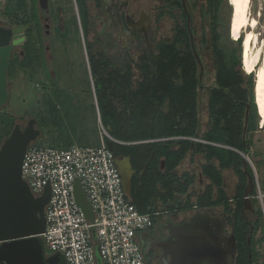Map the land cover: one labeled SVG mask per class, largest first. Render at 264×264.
<instances>
[{"label": "trees", "instance_id": "trees-1", "mask_svg": "<svg viewBox=\"0 0 264 264\" xmlns=\"http://www.w3.org/2000/svg\"><path fill=\"white\" fill-rule=\"evenodd\" d=\"M70 1L73 5V0ZM74 1L77 6V13L75 12V15H72L70 7L67 5L66 13L71 18H74L76 28L81 30V32L76 30L78 34L83 35L80 45L82 49L85 48L88 62V65L82 64L86 67V70H83V73L86 74L84 82L88 83L87 92L97 97V104H92V108L95 112L97 109L99 110L103 125L105 127L110 126L114 130L117 129L118 132H113V136L128 141L185 136L201 138L205 141L228 146L229 148L225 149L196 143V146L192 147L193 142L182 141L183 147L180 152H173L169 148L165 152H159V156L156 159L165 157L173 166L188 157H190L191 161L196 158L203 159V161L201 159L202 163H204L202 172L210 182V187L205 195L198 198L194 204L202 209L209 207L221 208L230 230L233 231V235L236 238L235 264H256L260 257L258 252L259 242L256 240V235L260 229L264 228L263 212L255 200L256 187L251 197L253 210L246 208L244 193L248 186V175L254 178V173L252 167L246 164L244 157L238 153L241 152L249 158L251 155L252 157L256 156V153L253 152L255 146L253 134L259 129V114L255 103V82L252 73L245 74L242 70L243 37L239 38L238 41H231L229 45L220 32L221 19L218 10L222 0H215L216 13L210 27L209 37L205 35L206 37L200 39L197 47L195 46V41L191 42L186 28L179 26L174 38L168 39L157 46L156 54L151 56L147 54L135 56L124 54L122 55L124 59L119 65L115 63V60L110 55L93 52L94 43L91 42L89 37L92 29L87 2L86 0ZM43 11L46 10L43 9ZM62 11L65 13L64 9ZM72 12H74V8ZM2 13L9 19L12 26L27 25L29 27L27 41L22 46L24 54L13 53L10 63L9 81L16 75L17 71H22L28 75L30 82H47L43 85L42 102L44 110L42 117L39 115L42 119H36L37 127L41 131L42 139L40 138V140H45L44 144L36 143L34 145L67 149L74 144L69 139L70 141L66 145H62L64 141L62 134L67 132L65 124V117L69 115L67 106L73 107L75 110H81L86 102L66 99L65 89L59 87V81L52 80L46 68L42 47H38V41L34 39V32L39 34L41 29L38 0H8ZM32 22L35 24L31 25L30 23ZM39 25L40 27H38ZM69 33L70 31L60 33L62 35L63 49L67 48L64 44H67V46L69 44L65 42V39L69 37ZM82 42H84V45ZM194 46L201 63L198 62L195 56ZM72 71V82H79V71ZM63 82H66V80H63ZM113 82H124L127 84L134 82V84L139 85L134 93L129 94L131 99L126 102L131 106L130 109L133 116L131 121H134V129L132 130L120 131L117 127L122 124L131 126V121H128V118H124V115L118 112L113 99H110L113 95ZM164 82L184 83L185 95L186 98H189V101L185 102L186 105L191 101L192 95H197L195 90L205 86L207 90L204 94L205 96H203L207 101L205 111H209L211 115H216L220 118L221 125H218L213 131L202 137L191 131L189 127L199 125L197 118L199 109L197 106L195 107V102H190L189 104L192 108L188 109L185 105L182 115L183 122L181 126L185 125L186 129L173 128L170 133L161 132L159 128L173 122L175 123L177 120L175 115L169 118L168 124H165L163 119V100L160 90ZM145 85L151 87L150 94L140 91L141 86L144 87ZM247 105L250 107V112L247 133L245 134ZM223 118H225V124L222 122ZM39 122H42L43 126ZM15 125V117L5 113L0 115V146L9 137ZM171 126L173 127L174 124ZM111 151L115 157L122 154L115 147ZM143 151L146 154L145 160H147L150 155L149 151H152V149L147 146L143 148ZM245 164L247 171H245ZM260 164L256 162L255 165L258 167ZM157 167L158 162L156 164L153 163L150 169ZM228 169L232 170L238 178L237 193L233 196H228L224 187L223 172ZM189 176L192 183L194 177ZM131 204L142 214L153 213L136 201H131ZM245 209L247 210L246 214L244 213ZM247 216L248 219H246ZM251 226H253L252 235H250ZM250 236L251 240L248 241ZM44 249L47 256L55 255L51 252L48 253L45 246ZM0 264L5 263L0 259Z\"/></svg>", "mask_w": 264, "mask_h": 264}, {"label": "flooded vegetation", "instance_id": "flooded-vegetation-1", "mask_svg": "<svg viewBox=\"0 0 264 264\" xmlns=\"http://www.w3.org/2000/svg\"><path fill=\"white\" fill-rule=\"evenodd\" d=\"M56 1L58 4H56L55 0H49V9L43 11L38 0V6L40 8V22L43 28L42 34L50 36L51 41H55V51L58 48L63 52L65 50L62 49V39L58 36V34L65 33L64 29H66V32L71 30V27L73 26V23L71 24L66 22L65 16L71 19V22L72 20L74 22V18H71V16L66 13L68 9L66 3L61 5L58 0ZM64 2L66 1L64 0ZM86 2L92 29L89 37L91 42L94 43L93 52L95 51L99 54L106 53L110 55V57L115 60L117 65H119L124 59V56H122L124 54L132 56L139 54H147L151 56L156 54L157 46L168 39L174 38L177 33V27L179 26L186 28L191 38V42L195 41L194 43H196L195 46L197 47V43L200 39L206 36L209 37L210 27L216 13L215 0H86ZM223 2L224 0L221 1L218 10L219 16ZM62 9L65 10V13ZM168 21L171 23V29L169 32L165 29ZM19 27H26L24 32L25 42L22 44L23 46L28 38L27 31L29 27L27 25H20ZM37 43L38 47L45 49V64L48 65L47 69L52 77V80H57L59 82L66 80V82H72V70L78 71V68L76 67L77 64H79L78 62L81 61L76 59L71 63L68 58L66 62L68 67L64 70V72H61L58 65H55V68L51 71L49 69V58L52 63L55 60L56 52H53L51 49L50 41L46 45L43 40L38 41ZM68 45H70V43ZM75 45L80 47V51L82 50L78 43L75 42ZM195 46L194 50L196 52L197 50ZM70 47L71 46H69V48ZM70 51L72 50L70 49ZM67 52L68 51L66 50V53ZM20 54H24L23 50ZM87 63L86 59V64ZM85 80L86 74H79V82H84ZM183 84V82H164L162 84L160 93H162V115L164 117L163 119L165 120V124H168L169 118L174 115L177 119L175 123L173 122L159 128V130L163 133H170L173 128L186 129V126H181V124L183 122L182 115L183 109L186 105L185 102L189 101V98H186ZM70 86V90L69 87L65 88L66 97L68 96L70 98L69 101H88L83 105V109L90 106L94 117L96 116L101 120L99 110L97 109L95 112L92 108V104H97L96 95H90L84 88L78 89L74 88L72 85ZM138 86L139 85L134 84V82H131L130 84L124 82L112 83L113 95L110 99H113L118 112L121 113V115H124V118H128V121H131L133 116L130 109L131 106L126 102L131 99L129 94L134 93ZM150 88V86L146 85L144 87L141 86L140 91L150 94ZM195 92L197 95H192L190 102H195V107L197 106L199 109V114L197 116L199 125H192L189 129L202 137L213 131L218 125L220 126L221 122L219 121L220 118L216 115H211L209 111H205L207 106L206 98L203 97L205 96V92H207L205 86L200 87V89H196ZM85 95L86 97H84ZM90 100H92V102H90ZM189 103L186 106L188 109H191L192 107ZM224 120L225 118H223L222 122L225 124ZM172 124H174L173 127L171 126ZM117 127L120 131H124L126 129L132 130L134 129V121H131V126L122 124ZM105 128L113 138V141L107 140V144L112 143V149L115 147L116 150H120L122 152V154L116 158L130 160V168H128L126 172L131 180V191L128 200L130 203L131 201H136L145 209L153 211V213L158 212L160 214L158 217L153 219L152 227L150 229L146 232L138 234L137 236L139 247L144 255V264H159V261H162L160 256L162 254V249L158 246L167 238L166 231L162 228V226L167 225V223L162 224V220H169L172 224H182L190 221L199 214L212 211L214 212L215 217H224L226 220L221 208L209 207L207 209H202L194 204L198 198L205 195L206 191L210 187V182L202 172V165L204 164L202 163V158H196L194 161H191L190 157H188L173 166L167 158L162 157L156 159V157L159 156V152H165V150L169 148L173 152H180L183 147L182 141L191 140V142H193L191 145L192 147L196 146V143L225 149H228V146L220 143L205 141L201 138L185 136L128 141L118 139L113 136V132H118L117 129L114 130L110 126ZM143 146H148L152 149V151H149L150 155L147 160H145L146 154L143 151ZM238 153L243 156L241 152ZM155 161L158 162V167L150 169L153 163H157ZM245 171H247L246 167ZM231 174L234 175L236 180L232 185V189L227 181L228 175L230 176ZM189 175L194 177V181L192 183ZM223 178L227 195H236V186L238 183L236 175L232 172V170L228 169L223 172ZM176 198L183 199V203L181 205H177V207L182 208L187 206V210L185 212H181L177 210L179 208H175L171 205ZM191 204L193 205L191 206ZM244 213H247L246 209ZM246 219H248V216ZM232 235L233 231L230 230L226 220L224 236L222 239L223 241L221 240L223 246H228V241H226V239ZM236 252L237 248L234 256L228 255V264L236 263Z\"/></svg>", "mask_w": 264, "mask_h": 264}, {"label": "built area", "instance_id": "built-area-1", "mask_svg": "<svg viewBox=\"0 0 264 264\" xmlns=\"http://www.w3.org/2000/svg\"><path fill=\"white\" fill-rule=\"evenodd\" d=\"M98 147L73 145L67 149L35 146L23 159L22 178L35 197L47 186V227L40 236L45 248L62 255L67 264H144L137 236L152 227L160 214H142L124 192L116 157L108 148L113 138L99 119ZM254 169L249 157L243 155ZM255 171V169H254ZM79 180L95 214L85 216L75 197Z\"/></svg>", "mask_w": 264, "mask_h": 264}, {"label": "water", "instance_id": "water-1", "mask_svg": "<svg viewBox=\"0 0 264 264\" xmlns=\"http://www.w3.org/2000/svg\"><path fill=\"white\" fill-rule=\"evenodd\" d=\"M39 4L42 9H49V0H39ZM25 30L26 27L0 26V113L11 99L10 63L15 48L25 42ZM195 56L201 63L196 52ZM249 112L250 107L247 105L245 134ZM40 137L41 131L37 128V121L31 119L24 129L19 124L15 125L0 147V259L5 264H67L62 255L47 256L43 240L40 238L47 227L46 208L51 199V187L47 186L40 197H35L22 178L24 156ZM108 148L112 150V143H108ZM244 159L246 164L251 166L245 157ZM116 165L122 177L124 192L129 198L131 180L126 172L130 168V160L116 158ZM253 173L254 178L248 175L249 181L245 191L246 208L251 211V197L255 187L257 188L254 169ZM75 197L87 219L94 223V211L79 180L76 181ZM161 222L167 223L162 226L167 238L158 246L162 249V261H159V264H228V255L235 254V236L227 238L228 246H223L226 220L224 217H215L213 211L199 214L182 224H172L169 220ZM215 231L216 235L213 234ZM252 233L253 226L250 235ZM250 240L251 236L248 238V241ZM98 264H102L100 260Z\"/></svg>", "mask_w": 264, "mask_h": 264}, {"label": "rangeland", "instance_id": "rangeland-1", "mask_svg": "<svg viewBox=\"0 0 264 264\" xmlns=\"http://www.w3.org/2000/svg\"><path fill=\"white\" fill-rule=\"evenodd\" d=\"M8 0H0V26L7 27V28H17V26H12L11 22L7 17L3 15V11L5 10V5ZM61 5H66L70 7V13L72 15H75V12L77 13V7L75 4L72 5L70 0H58ZM56 4L58 2L55 0ZM74 2V0H73ZM74 8V12H72V9ZM251 15L253 18H255L258 22V25L255 29V33L258 35L261 43H264V0H252L251 1V9H250ZM232 13L233 9L230 5L229 0H224L222 7H221V27L220 32L223 35V39L230 45L231 41H238L232 38L230 34V25H231V19H232ZM66 22L73 23V26L71 27L69 37L65 39V42L70 43V45L67 46V44H64L67 48L61 51L60 49H54L55 47V41H51V37L47 36L46 34L43 35V28L42 25L40 27V33L35 34L34 32V39L36 41H45V45L51 42V49L53 52H56L55 60L51 63L49 58V69L52 71L53 68H55V65H58L61 69V72H64V70L68 67L67 65V59L69 58L70 62L72 63L73 60H78L81 62H78L77 64L79 74L83 75V66L82 64H86V54L85 50L83 48L82 51H80V47L75 45V42L80 45L81 39L83 40V35L78 34V31L80 30L76 28V24L71 22V19H69L67 16H65ZM39 21V20H38ZM40 22V21H39ZM31 25H34L35 23H30ZM19 27V26H18ZM167 29V32L171 29V23L168 21L167 26L165 27ZM46 31V29H45ZM65 33L66 29H64ZM81 32V30H80ZM46 33V32H45ZM58 36L61 38V34L59 33ZM62 39V38H61ZM243 40V39H242ZM64 42V41H63ZM84 45V42H82ZM69 46H71L69 48ZM75 46V47H74ZM81 46V45H80ZM63 49V48H62ZM70 49L72 51H70ZM82 49V47H81ZM243 49V44H242ZM66 50L68 51L66 53ZM22 51V45H19L15 48L16 53H20ZM42 55L45 56V49L42 48ZM70 63V64H71ZM46 65V68H48V65ZM53 66V67H52ZM245 74H248L244 69H242ZM255 80V73H252ZM47 82H30L28 75L26 73H23L22 71H17L16 75L13 76L12 79L9 81V91L11 93V99L7 103V105L2 109V112L0 114H9L16 118V125L19 124L22 129H24L27 126V123L31 119H37L40 120L43 115V102H42V96H43V88ZM57 83V82H56ZM59 87L67 88L69 87V90L71 88L70 85L74 86V88L78 89H86L88 90V83L87 82H58ZM86 97V95L84 96ZM66 99L70 100V98L67 96ZM85 99V98H83ZM77 102V101H76ZM75 102V103H76ZM82 102H88L86 100H83ZM92 102V100H90ZM88 105V104H87ZM69 115H66L65 124L67 126V132L65 134H62L63 137V143L62 145H66L71 139L73 143H76L77 145H86L91 147H96L98 145L97 140V131L96 128H94V114L90 106L87 108H84L82 110H75L73 107L67 106ZM258 108V107H257ZM259 114V113H258ZM40 115V117H39ZM36 120V121H37ZM41 126H43L42 122H39ZM260 123V122H259ZM38 128V127H37ZM43 128V127H42ZM47 129V128H46ZM45 130V129H44ZM49 130V129H48ZM41 138V137H40ZM39 140L36 142L37 144H44V140ZM42 139V138H41ZM253 139L255 146L253 148V152L256 153V156L252 157L250 156V160L254 166L256 179H257V193L255 200L258 202V206L263 212V225H264V127L261 128L259 124V129L253 134ZM35 143V144H36ZM1 147V146H0ZM63 149V148H61ZM256 162H262L258 167L255 165ZM227 181L229 182V186H231L235 183V177L233 174L230 176L228 175ZM262 225V226H263ZM256 240L259 242L258 245V252L260 253V257L258 259V262L256 264H264V228L260 229L256 235ZM47 250V249H46ZM48 251V250H47ZM50 251H48L49 253Z\"/></svg>", "mask_w": 264, "mask_h": 264}, {"label": "bare ground", "instance_id": "bare-ground-1", "mask_svg": "<svg viewBox=\"0 0 264 264\" xmlns=\"http://www.w3.org/2000/svg\"><path fill=\"white\" fill-rule=\"evenodd\" d=\"M251 1L229 0L233 9L230 34L235 40L243 37V69L247 73H255V100L261 124L264 125V43L255 33L258 22L251 15ZM216 233L213 232L214 235Z\"/></svg>", "mask_w": 264, "mask_h": 264}, {"label": "crops", "instance_id": "crops-1", "mask_svg": "<svg viewBox=\"0 0 264 264\" xmlns=\"http://www.w3.org/2000/svg\"><path fill=\"white\" fill-rule=\"evenodd\" d=\"M73 4H75V6H76L75 1L73 2ZM76 7H77V6H76ZM82 50H83V49H82ZM82 50H81V51H82ZM82 66H83V65H82ZM83 70H86V67L83 66ZM82 109H83V108H82ZM82 109H81V110H82ZM94 120H95V121H94V128H96V131H97V133H98V134H97V136H98V140H97L98 145L96 146V147H98V146H100V144H101V141H100V131H99V122H98L99 119H98V117H97V122H96V116H95V117H94ZM259 122H260V123H259ZM259 122H258V127H259V124H260V127L263 128L264 125L261 124L260 115H259ZM189 140H190V139H189ZM190 141H191V140H190ZM73 145H77V144L74 143ZM73 145H72V146H73ZM80 146H84V145H80ZM85 146H86V145H85ZM70 147H71V146H70ZM70 147H69V148H70ZM182 203H183V199L176 198L175 201L172 202L171 205H173L175 208H179V209H177V210H179V211H181V212H185V211L187 210V208H186L187 206H184L186 209H185L184 207H182V208L177 207V205H179V204L181 205ZM182 206H183V205H182ZM151 212H153V211H151Z\"/></svg>", "mask_w": 264, "mask_h": 264}]
</instances>
